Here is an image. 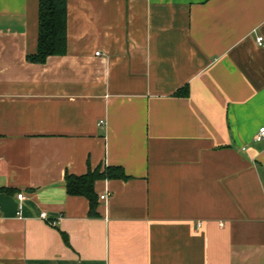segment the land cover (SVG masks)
I'll return each instance as SVG.
<instances>
[{"label":"crops","instance_id":"0c3cea01","mask_svg":"<svg viewBox=\"0 0 264 264\" xmlns=\"http://www.w3.org/2000/svg\"><path fill=\"white\" fill-rule=\"evenodd\" d=\"M66 11L31 62L38 0H0V264H264V0ZM106 166L92 216L64 177Z\"/></svg>","mask_w":264,"mask_h":264},{"label":"trees","instance_id":"16d2710c","mask_svg":"<svg viewBox=\"0 0 264 264\" xmlns=\"http://www.w3.org/2000/svg\"><path fill=\"white\" fill-rule=\"evenodd\" d=\"M66 0H38L37 46L27 55L31 62L42 63L50 55H62L66 51ZM187 92L178 90L177 96ZM126 179L121 166H106L103 169H88L81 175L66 174L64 187L68 195L84 196L89 202V214L96 215L98 204L95 182L102 179ZM0 191H7L0 188ZM65 238V236H64Z\"/></svg>","mask_w":264,"mask_h":264},{"label":"built area","instance_id":"2783aa9c","mask_svg":"<svg viewBox=\"0 0 264 264\" xmlns=\"http://www.w3.org/2000/svg\"><path fill=\"white\" fill-rule=\"evenodd\" d=\"M256 41H257L258 45H261V44H262V37H261V36H258V37L256 38ZM96 54L98 55V52H96ZM253 140H254V141H263V142H264V126L260 127V128L257 130V132L253 135ZM105 197H106V193L101 194V195L99 196V199L104 200ZM17 198H18V199H22V198H23V194H22V193H18V194H17ZM19 208H20V206H19ZM19 212H20V211H19V209H18L17 213H19ZM42 216L45 217L44 214H43ZM55 222H56V221H51L50 223L54 225Z\"/></svg>","mask_w":264,"mask_h":264}]
</instances>
